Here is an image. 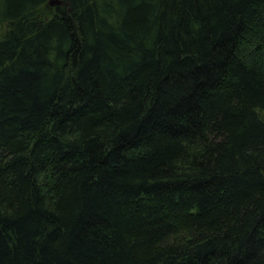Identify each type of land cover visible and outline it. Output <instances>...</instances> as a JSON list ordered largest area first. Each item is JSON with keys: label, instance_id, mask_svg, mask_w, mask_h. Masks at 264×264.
Instances as JSON below:
<instances>
[{"label": "trees", "instance_id": "obj_1", "mask_svg": "<svg viewBox=\"0 0 264 264\" xmlns=\"http://www.w3.org/2000/svg\"><path fill=\"white\" fill-rule=\"evenodd\" d=\"M0 0V264H264V0Z\"/></svg>", "mask_w": 264, "mask_h": 264}, {"label": "water", "instance_id": "obj_2", "mask_svg": "<svg viewBox=\"0 0 264 264\" xmlns=\"http://www.w3.org/2000/svg\"><path fill=\"white\" fill-rule=\"evenodd\" d=\"M51 4H56V3H61L62 0H50L49 1Z\"/></svg>", "mask_w": 264, "mask_h": 264}]
</instances>
